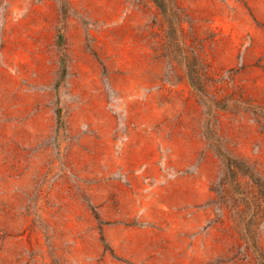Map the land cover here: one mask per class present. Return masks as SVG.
<instances>
[{"label": "rangeland", "instance_id": "rangeland-1", "mask_svg": "<svg viewBox=\"0 0 264 264\" xmlns=\"http://www.w3.org/2000/svg\"><path fill=\"white\" fill-rule=\"evenodd\" d=\"M177 2L0 0V264H264V0Z\"/></svg>", "mask_w": 264, "mask_h": 264}, {"label": "trees", "instance_id": "trees-1", "mask_svg": "<svg viewBox=\"0 0 264 264\" xmlns=\"http://www.w3.org/2000/svg\"><path fill=\"white\" fill-rule=\"evenodd\" d=\"M156 5L159 7L161 12L165 15L166 19L168 20V23H170L173 28H175V24L177 25V28L180 32L184 30V23L185 19L179 17L176 11H173L172 9H169L171 5H178L177 0H154ZM64 69H63V76L66 74V66L65 63H63ZM189 80L192 84V86L198 90H201L200 87H198L195 77L190 74ZM59 83L56 84V89H58ZM57 115L58 119L60 120L62 117V108H57ZM223 159L226 165V171L225 174L220 178L218 183H214V186L212 187L213 190L218 191V193L224 196L223 193H226L225 190L229 189V185L231 184H238L240 181L241 176L248 177L250 186L247 188L251 190V193H259L264 192V177L260 174L259 170L246 158L238 156L236 154H233L231 152H228L223 155ZM227 176H229L230 183L225 182ZM253 190V191H252ZM259 197V196H258ZM223 198V197H222ZM236 200V199H235ZM217 204L218 209L220 210V215H223L224 209H223V203L219 200L212 199V204ZM246 204H248L249 207L254 206L256 203L252 200L247 201Z\"/></svg>", "mask_w": 264, "mask_h": 264}]
</instances>
